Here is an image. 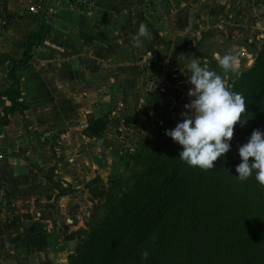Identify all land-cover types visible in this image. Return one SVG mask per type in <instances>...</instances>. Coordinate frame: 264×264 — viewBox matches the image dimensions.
Wrapping results in <instances>:
<instances>
[{"label":"crops","instance_id":"1","mask_svg":"<svg viewBox=\"0 0 264 264\" xmlns=\"http://www.w3.org/2000/svg\"><path fill=\"white\" fill-rule=\"evenodd\" d=\"M263 18L264 0H97L86 12L71 0H0V91L10 85L11 60L24 56L23 43L42 38L32 65L17 73L29 108L0 127V264H20L19 253L44 248L39 229L51 218L40 217L39 206L55 185L48 177L74 173L69 162L98 140L83 135L90 119L106 117L109 141L126 126L178 113L184 98L193 99L188 65L195 60L223 76L214 55L240 57L258 45ZM141 24L149 38L136 47ZM8 104L0 99V119ZM66 202L60 198L58 207ZM31 203L39 222L26 220Z\"/></svg>","mask_w":264,"mask_h":264},{"label":"rangeland","instance_id":"2","mask_svg":"<svg viewBox=\"0 0 264 264\" xmlns=\"http://www.w3.org/2000/svg\"><path fill=\"white\" fill-rule=\"evenodd\" d=\"M254 38L257 40L256 36ZM257 44L253 48L246 47V54L240 55L242 74L263 60L260 53L264 37L257 40ZM249 54H253L252 62H249ZM240 76L231 75L226 86L244 96L252 89L251 84L238 83L232 88ZM186 103L189 101L184 98L180 113L172 112L166 118L154 116L152 124L145 121L138 126H126L123 131L115 132L109 141L104 135L99 137L90 144L88 152L69 162L73 164L74 173L64 172L58 178L50 175L54 189L47 194L48 200L39 206L40 217L51 218V223L39 229L46 239L44 248L36 254L19 253L15 260L22 264H152L151 246L160 218L166 216L173 202L195 187L205 172L180 160L182 146L165 134L166 129L174 128L183 120L181 113L186 111ZM245 118L246 123L238 122L235 126L232 140L244 128L264 118V94ZM80 133L83 130L80 129ZM101 139L105 141L98 145ZM235 147L236 144H232L230 150ZM223 156L214 162L215 167ZM196 192L197 189L192 190L186 198ZM53 196L54 202H49ZM60 198L67 202L59 208ZM33 207L31 203L26 220L39 222L33 215ZM262 233L264 237V230ZM49 234L53 237L48 238ZM70 241L75 242L74 248ZM145 250L149 253L146 260L142 259Z\"/></svg>","mask_w":264,"mask_h":264},{"label":"trees","instance_id":"3","mask_svg":"<svg viewBox=\"0 0 264 264\" xmlns=\"http://www.w3.org/2000/svg\"><path fill=\"white\" fill-rule=\"evenodd\" d=\"M71 4L86 12L97 5V0H71ZM41 39L40 35H31L22 45L23 58L11 60L10 85L0 91V99L9 101L2 109L0 127L9 125L15 113L29 108L17 73L32 65L33 49ZM263 49L260 53L263 60L232 84V88L238 83L252 85L244 93L247 104L244 115L259 104L264 94ZM106 124V117L92 118L84 134L90 138L103 137ZM255 129L264 131V118L231 140V145L237 147L229 150L214 169L203 173L195 187L168 207L166 216L160 218L154 230L157 235L151 246L152 264H264V187L256 181L255 174L245 181L236 177V166L242 162L238 149ZM194 189L197 192L186 198Z\"/></svg>","mask_w":264,"mask_h":264},{"label":"clouds","instance_id":"4","mask_svg":"<svg viewBox=\"0 0 264 264\" xmlns=\"http://www.w3.org/2000/svg\"><path fill=\"white\" fill-rule=\"evenodd\" d=\"M149 38L146 25L141 24L138 34L133 37L136 47L141 41ZM215 62L222 69L223 76L215 71L202 67L197 61L188 65V95L192 97L185 104L184 117L165 134L182 146L179 158L191 167L205 171L214 169V162L225 155L231 148V140L237 123H246V101L243 94L231 91L225 80L232 76H240L241 60L235 51L226 52L223 56L214 55ZM207 65L208 61L204 62ZM241 163L236 166L239 181H245L255 174L256 181L264 187V131L255 129L248 141L238 149ZM249 158H254L250 162ZM149 256L147 250L142 259Z\"/></svg>","mask_w":264,"mask_h":264},{"label":"built area","instance_id":"5","mask_svg":"<svg viewBox=\"0 0 264 264\" xmlns=\"http://www.w3.org/2000/svg\"><path fill=\"white\" fill-rule=\"evenodd\" d=\"M30 11H31L33 14H37V15H40V14H41V15H44V16H46V12H47L43 7H41V6H37V5H32V6L30 7ZM242 54L245 55L246 52L243 51Z\"/></svg>","mask_w":264,"mask_h":264},{"label":"water","instance_id":"6","mask_svg":"<svg viewBox=\"0 0 264 264\" xmlns=\"http://www.w3.org/2000/svg\"><path fill=\"white\" fill-rule=\"evenodd\" d=\"M48 135H51V134H48ZM103 141H104V139H101L99 142H98V144L99 145H101L102 143H103ZM66 199H62V202H64ZM74 244H75V242L74 241H70V246H71V248H74Z\"/></svg>","mask_w":264,"mask_h":264}]
</instances>
